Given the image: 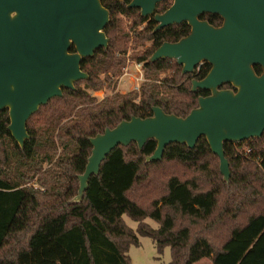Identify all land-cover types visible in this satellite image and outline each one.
Returning <instances> with one entry per match:
<instances>
[{"label": "trees", "instance_id": "trees-1", "mask_svg": "<svg viewBox=\"0 0 264 264\" xmlns=\"http://www.w3.org/2000/svg\"><path fill=\"white\" fill-rule=\"evenodd\" d=\"M130 2L103 0L110 12L108 48L82 61L88 80L75 83V90L64 89L62 98L30 118L24 149L8 130V111L0 112V264H132L128 253L140 245L139 237L150 238L160 255L170 248V264L204 259L212 264H264V134L225 144L229 183L205 139L193 150L170 145L154 163L146 162L156 150L154 140L142 151L135 143L119 146L91 178L82 203H72L92 153L91 138L132 117H151L153 107L187 117L199 97L209 95L194 94L191 88L193 80L206 77L210 65L183 76L175 61L149 62L163 43L188 36L190 27L154 32L153 17L142 18L139 10L128 8ZM171 5L159 4L157 13ZM122 18L133 22L128 33ZM201 20L222 25L214 15ZM139 26L144 27L137 30ZM129 43L134 49L149 47L127 58ZM129 59L143 65L145 82L139 92L114 93L101 101L91 96L90 91L101 90L106 82L115 89L117 80L111 77H119ZM124 216L138 224L136 231Z\"/></svg>", "mask_w": 264, "mask_h": 264}, {"label": "water", "instance_id": "water-1", "mask_svg": "<svg viewBox=\"0 0 264 264\" xmlns=\"http://www.w3.org/2000/svg\"><path fill=\"white\" fill-rule=\"evenodd\" d=\"M165 1L172 2L171 7L157 13ZM102 2L0 0V112L8 111V130L20 148L30 139V118L51 100L62 98L64 89L75 90V83L88 80L82 61L108 48L110 12ZM128 8L139 10L142 18L153 17L154 32L181 24L190 27L188 36L163 43L149 62L175 61L183 76L193 75L205 63L210 65L206 77L193 80L191 88L194 94L206 91L209 95L199 97L198 106L187 117L153 107L151 117H132L91 138L92 153L78 177L74 204L82 203L91 178L100 174L102 163L119 146L135 143L142 151L154 140L156 150L146 157L147 163H154L163 159L170 145L193 150L205 139L229 183L225 144L264 134V0H131ZM206 14L221 18L222 25L201 20ZM226 85L230 88H223Z\"/></svg>", "mask_w": 264, "mask_h": 264}, {"label": "rangeland", "instance_id": "rangeland-1", "mask_svg": "<svg viewBox=\"0 0 264 264\" xmlns=\"http://www.w3.org/2000/svg\"><path fill=\"white\" fill-rule=\"evenodd\" d=\"M133 22L131 19L128 18H122L121 19V26L122 29L128 33L130 31V28L132 26ZM144 26H139L137 30H141ZM132 34V33H130ZM149 47V44H147L145 47H140L138 49H134V46L132 43H129L128 45V53H127V58H130L134 53H139L145 48ZM137 65H141V71L143 73V79L142 81L138 80L140 79V74L137 71ZM128 69L129 75L124 77L126 74V70ZM165 77L162 75V78ZM101 78L103 80H106L105 76L102 75ZM114 81L117 80V86L115 89H109L108 88V83L106 82L104 85V88H102L99 91L96 92H89L91 96L97 98L98 100H103L107 96L112 95L114 93H119V94H127L132 91L139 92L142 84L145 82L144 79V71H143V65L140 63H137L133 59H129L127 61L126 68L123 70L122 74L114 78L113 76L111 77ZM124 222L126 225L131 228L132 230L136 231L138 228V224L134 221H132L129 217L124 216L123 217ZM147 223H149L153 228H157V224L154 223L151 220H146ZM140 240V245L138 247H131L128 255L131 258L132 264H170L172 261V251L170 248H166L163 252L162 255H160L156 249V245L154 242L147 237H139ZM200 264H212L210 260L204 259L199 262ZM198 264V263H197Z\"/></svg>", "mask_w": 264, "mask_h": 264}, {"label": "built area", "instance_id": "built-area-1", "mask_svg": "<svg viewBox=\"0 0 264 264\" xmlns=\"http://www.w3.org/2000/svg\"><path fill=\"white\" fill-rule=\"evenodd\" d=\"M202 66V65H201ZM200 66V67H201ZM200 67L197 69V71L200 69ZM137 71L139 72V74H140V79H138V80H140V81H142V79H143V73H142V71H141V65H137ZM127 76H131V75H129V72H128V69L126 70V74L124 75V77H127Z\"/></svg>", "mask_w": 264, "mask_h": 264}, {"label": "crops", "instance_id": "crops-1", "mask_svg": "<svg viewBox=\"0 0 264 264\" xmlns=\"http://www.w3.org/2000/svg\"><path fill=\"white\" fill-rule=\"evenodd\" d=\"M198 264H200V263H198Z\"/></svg>", "mask_w": 264, "mask_h": 264}, {"label": "flooded vegetation", "instance_id": "flooded-vegetation-1", "mask_svg": "<svg viewBox=\"0 0 264 264\" xmlns=\"http://www.w3.org/2000/svg\"><path fill=\"white\" fill-rule=\"evenodd\" d=\"M221 19V18H220ZM205 21V20H204Z\"/></svg>", "mask_w": 264, "mask_h": 264}]
</instances>
